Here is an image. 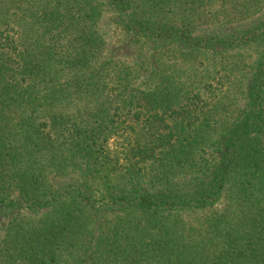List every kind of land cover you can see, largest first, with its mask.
<instances>
[{
  "label": "trees",
  "instance_id": "1",
  "mask_svg": "<svg viewBox=\"0 0 264 264\" xmlns=\"http://www.w3.org/2000/svg\"><path fill=\"white\" fill-rule=\"evenodd\" d=\"M0 264H264V0H0Z\"/></svg>",
  "mask_w": 264,
  "mask_h": 264
}]
</instances>
